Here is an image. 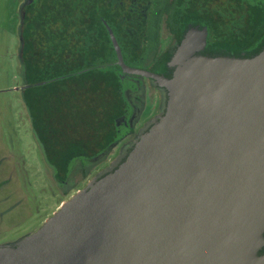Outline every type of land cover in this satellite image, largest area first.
<instances>
[{"label":"water","instance_id":"1","mask_svg":"<svg viewBox=\"0 0 264 264\" xmlns=\"http://www.w3.org/2000/svg\"><path fill=\"white\" fill-rule=\"evenodd\" d=\"M106 28L121 72L165 91L164 112L0 264H264V47L204 56L207 28L191 27L165 77L125 64Z\"/></svg>","mask_w":264,"mask_h":264},{"label":"trees","instance_id":"2","mask_svg":"<svg viewBox=\"0 0 264 264\" xmlns=\"http://www.w3.org/2000/svg\"><path fill=\"white\" fill-rule=\"evenodd\" d=\"M28 1L22 15L23 99L59 182L76 161L98 157L118 141L115 118L125 99L104 25L125 64L149 61V71L165 77L171 76L167 63L175 48L158 53L160 34L149 25L164 24L176 45L189 28L206 27L204 56L247 58L264 47V0Z\"/></svg>","mask_w":264,"mask_h":264},{"label":"rangeland","instance_id":"3","mask_svg":"<svg viewBox=\"0 0 264 264\" xmlns=\"http://www.w3.org/2000/svg\"><path fill=\"white\" fill-rule=\"evenodd\" d=\"M26 3L0 0V247L15 246L43 229L78 191L119 162L126 147L163 114L166 105L165 91L151 79L121 72L125 97L134 110L131 131L97 160L76 161L65 182H59L23 99L22 15ZM174 44L162 24L155 50L161 53ZM150 64L137 63L134 68L149 70Z\"/></svg>","mask_w":264,"mask_h":264},{"label":"flooded vegetation","instance_id":"4","mask_svg":"<svg viewBox=\"0 0 264 264\" xmlns=\"http://www.w3.org/2000/svg\"><path fill=\"white\" fill-rule=\"evenodd\" d=\"M105 26V29H106V31H107V28H106V25H104ZM149 28L148 29H154L156 32H158L159 34H160V32H161V29H162V25H155V26H151V25H149L148 26ZM148 31V30H147ZM107 34H108V31H107ZM159 37H160V35H159ZM108 38H109V34H108ZM109 40H110V38H109ZM176 43L174 44V46L173 47H171L172 49L173 48H176ZM172 71H173V69H171L170 71H169V75H171L172 74ZM161 75V74H160ZM120 80H121V86H122V82H123V79H122V77L120 76ZM24 88H26V87H24ZM122 93H123V97H124V99H125V103L124 104H122V107H121V109H120V111L118 112V114H117V116H116V118H115V134L118 136V141H116L114 144H112L102 155H105L106 153H108V152H110L118 143H119V141L122 139V137H123V135L125 134V132H128V131H131V127H130V121H131V119L134 117V110H133V108H132V106L130 105V103L128 102V100H127V98L125 97V90L123 89V87H122ZM165 99H166V93H165ZM164 112V111H163ZM135 141V140H134ZM134 143V142H133ZM133 143H132V145H133ZM131 145V144H130ZM128 146V147H126V149H125V152L127 151V153H125V152H123V153H125V154H121L122 156H121V158H120V160H119V162L118 161H116L117 162V164H116V162L115 163H113L110 167H109V169L107 170V171H105L104 173L106 174V173H108L110 170H113V169H115L122 161H123V159L126 157V155L128 154V152L130 151V149L132 148V145L131 146ZM102 155H99L98 157L96 156V157H94L93 159H91V160H89L90 162H92V161H95V160H97L100 156H102ZM69 176V175H68ZM65 182V181H64ZM61 183H63V182H61ZM264 251L262 250L260 253H263Z\"/></svg>","mask_w":264,"mask_h":264},{"label":"crops","instance_id":"5","mask_svg":"<svg viewBox=\"0 0 264 264\" xmlns=\"http://www.w3.org/2000/svg\"><path fill=\"white\" fill-rule=\"evenodd\" d=\"M78 192H80V191H78ZM78 192H77V193H78ZM73 197H74V196H73Z\"/></svg>","mask_w":264,"mask_h":264}]
</instances>
